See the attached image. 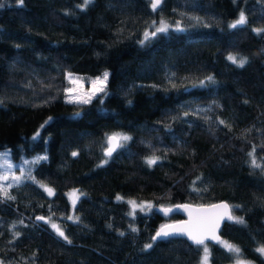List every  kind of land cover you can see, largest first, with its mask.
Listing matches in <instances>:
<instances>
[{"label":"trees","instance_id":"1","mask_svg":"<svg viewBox=\"0 0 264 264\" xmlns=\"http://www.w3.org/2000/svg\"><path fill=\"white\" fill-rule=\"evenodd\" d=\"M0 2V151L28 162L8 190L15 199L0 193L3 264H200L203 245L153 239L180 211L131 209L128 199H225L243 222L205 242L211 264H264V0H162L155 10L151 0ZM241 11L247 23L230 28ZM161 21L169 30L152 36ZM104 70L89 103L64 98L67 71ZM113 133L131 139L108 156Z\"/></svg>","mask_w":264,"mask_h":264},{"label":"snow or ice","instance_id":"2","mask_svg":"<svg viewBox=\"0 0 264 264\" xmlns=\"http://www.w3.org/2000/svg\"><path fill=\"white\" fill-rule=\"evenodd\" d=\"M92 0H84V4L82 5V7H87V5L89 3H91ZM17 3L22 5L23 4V0H17ZM162 3V0H151V8L153 10L157 9V7ZM4 5L2 2H0V8H2ZM153 23H156L155 21ZM247 23V17L245 16L244 12L241 11L239 18L233 22L232 24L229 25L230 28H236L238 25H243ZM180 25L177 23L176 24V28L179 29ZM169 30V25L164 22L161 21L159 27H157L155 29V31H153L151 33L152 36H155L157 33H166ZM255 31L259 32H264V28L262 29H256ZM145 38L147 39L149 37V33L145 32L144 33ZM227 59L229 61H231L233 64L237 65L238 67H243L245 65V63H247V58L246 57H240L238 58L237 55L234 54H229ZM71 76V74H69ZM109 73L108 72H104L103 73V79L107 80ZM208 82H212L213 81V77L209 76L206 78ZM101 83V87L97 88L96 91L98 92H103L104 91V87H103V81H101L100 77L96 78V81H93V83ZM205 81H200V85H204ZM95 93H93L94 95ZM90 97L86 98V99H80L77 102H82V103H89L90 102ZM185 115H187V113H185ZM51 119V117L49 118ZM47 123V121H46ZM221 124L224 123V121H220ZM131 137L120 134V133H113L111 135H109L107 137V141L109 144V147L107 149L106 154L108 156H111L112 152L116 151L117 148L123 147L124 142L130 140ZM255 149H253V153H254ZM253 153H249L250 156H252V164L254 167H261V165L256 163L255 157L253 155ZM73 156L77 155V153L73 152L72 153ZM0 169H2L3 171L0 172V181H9L11 180L13 183L15 184H19V182L21 181L22 178H24L25 173L23 171V168H20V175L17 176L14 173L11 175V177L8 175V172H10L13 168H15L16 166L13 165L10 162V153L9 152H4V153H0ZM39 159H46V157H38L37 160ZM159 159V157H150L147 159V163L149 165H153L157 162V160ZM23 163H28V162H23ZM28 178H31L30 176ZM12 187V183L7 184V186H5L4 184H0V193H2V195L4 197H6L7 199H15V197L10 196L9 195V188ZM46 191H48V193L51 195L53 194V190L48 188L46 189ZM76 192H78V190H73V195L76 194ZM78 199V197H77ZM117 199H122V197H117ZM129 203L133 206V208L137 207L136 202L135 201H129ZM73 204H75V200L73 201ZM139 207L143 208V205H139ZM212 207L214 208H224L226 211L222 214H220V216L218 218L215 219H209L206 222H196L195 224L191 223V222H185V223H181L179 225H165L163 226L157 233L156 236L153 237V239L155 240L158 237H169L172 236L174 234H186L189 239L192 240V242L196 245H203V252H204V256H203V264H207L208 261V257H209V250L208 247L205 243L206 240L208 239H212V240H219V237H217L215 235V230L218 227L219 224V219H222L224 216H227L229 219H239V222H243L242 218H236V217H232L230 215V213L227 211L228 206L227 205H213ZM37 219L43 220L44 217H38ZM69 219H73V217H69ZM76 220H79V217H75ZM21 223H23L21 221ZM52 228L55 229L56 233L62 237L64 240L68 241L69 243H71L70 240H68V237L65 235L64 231L60 228L59 225L57 224H52ZM133 231H136V229H133ZM17 235H19V233H17ZM121 235H123V233H121ZM221 243L224 244V247L232 253H240V249L238 247H236L235 245L229 244L227 242L224 241H220ZM146 248H151L152 245L148 244L145 246ZM257 251L259 253H261L262 255H264V246L260 247L257 249ZM0 264H3L2 261H0ZM237 264H248V262H244V261H240L239 259L237 260Z\"/></svg>","mask_w":264,"mask_h":264},{"label":"rangeland","instance_id":"3","mask_svg":"<svg viewBox=\"0 0 264 264\" xmlns=\"http://www.w3.org/2000/svg\"><path fill=\"white\" fill-rule=\"evenodd\" d=\"M239 18V16H238ZM237 18V19H238ZM236 19V20H237ZM236 20H234L233 22H235ZM232 22V23H233ZM104 72H108V70H104L102 73L97 74V75H87L86 78L80 77L78 75H74L72 72L67 71L66 72V76L67 78L70 80V86L66 87V92H65V99L68 100H73V101H78L80 99H86L88 97L92 98L98 91H96L97 88L101 87V83L97 82V83H93V81H96L97 77L101 78V81H103V87H105L106 85V81L103 79V73ZM71 74V76L69 75ZM93 93H95L93 95ZM82 103V102H81ZM40 129V128H39ZM39 129L36 130L32 136L35 137L37 136ZM9 152V149H7ZM7 152L6 150H2L0 151V153H4ZM2 159V158H0ZM10 162L15 165L16 167L13 168L10 172H8V175L11 177V175L14 173L15 175L19 176L20 175V168H23V171L25 173V176L27 175V169H26V163H23V161L21 162H15L13 160L10 159ZM3 170L0 169V172H2ZM24 176V177H25ZM1 183H3L4 185H7L9 183H13L11 180L9 181H2ZM45 189H48L49 187L45 186ZM73 190H77L76 188H71L67 191V196L68 199L71 203V207L73 206V201L77 199V197L79 196L80 192H76L75 195H73ZM129 201H135L137 207L135 208H139L142 211H150L152 209H158L160 210V205L154 204L152 201L150 200H137V199H128L127 202L129 203ZM131 209H134L133 206L129 203ZM139 205H143V208L139 207ZM51 222V221H50ZM51 224H54L51 222ZM203 247L202 246V255H201V260H200V264H203V256H204V252H203ZM240 261H244V262H248V260L245 259H239ZM207 264H211L209 258L207 261ZM226 264H237V260L235 262H231V263H226Z\"/></svg>","mask_w":264,"mask_h":264},{"label":"water","instance_id":"4","mask_svg":"<svg viewBox=\"0 0 264 264\" xmlns=\"http://www.w3.org/2000/svg\"><path fill=\"white\" fill-rule=\"evenodd\" d=\"M108 147H109V144H107V146H106V152H107ZM213 205H227L228 206L227 211L230 213V215L232 217H234L232 207H231L230 203L225 199H219V200H215V201L208 202V203H193V202H189V201L177 202V203H174L173 205L162 206L160 208V212L162 214H168L171 211H180L183 214V217L176 219V220L166 221V222L160 224L157 227V229L154 231L152 236L155 237L156 233L165 225H179V224L185 223V222H191V223L195 224L198 221L203 223V222L208 221L209 219L218 218L220 216V214H222L226 211L222 207L221 208H214V207H212ZM232 220L233 219H229L227 216H224L222 219H219L218 227L215 230V235L217 237H219V240L222 237L220 231H221L223 224L225 222H229ZM172 236L183 237L187 241H189L190 243L194 244L192 242V240L189 239V237L186 234H174ZM164 238H167V237H158L155 240L164 239ZM219 240L208 239L205 242L217 243V242H219ZM194 245H196V244H194Z\"/></svg>","mask_w":264,"mask_h":264}]
</instances>
